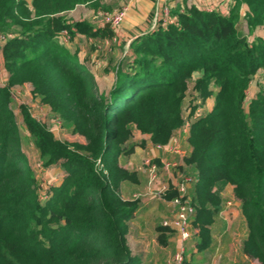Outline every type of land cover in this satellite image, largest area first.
Returning a JSON list of instances; mask_svg holds the SVG:
<instances>
[{
	"label": "trees",
	"instance_id": "obj_1",
	"mask_svg": "<svg viewBox=\"0 0 264 264\" xmlns=\"http://www.w3.org/2000/svg\"><path fill=\"white\" fill-rule=\"evenodd\" d=\"M102 1L0 0V33L11 34L1 50L7 82L0 85V264H139L127 237L140 202L121 192L136 173L125 164L138 146L136 131L155 145L169 142L183 123L191 81L194 100H213L192 125L184 160L191 225L199 230L195 248L212 249L211 227L223 207L215 189L230 184L246 224L241 253L264 264V72L263 84L248 98L253 79L264 71V36L256 34L264 30V0H232L228 13L196 6L172 12L167 24L131 43L132 54L115 68L107 94L59 40L64 31L112 37L106 25L94 32L65 16L83 5L108 10ZM24 83L59 117L66 134L85 142L57 139L21 106L23 137L11 88ZM24 141L44 166L56 165L64 174L46 200L22 151ZM156 231L163 245L165 233H175L161 223Z\"/></svg>",
	"mask_w": 264,
	"mask_h": 264
},
{
	"label": "rangeland",
	"instance_id": "obj_2",
	"mask_svg": "<svg viewBox=\"0 0 264 264\" xmlns=\"http://www.w3.org/2000/svg\"><path fill=\"white\" fill-rule=\"evenodd\" d=\"M112 2L110 1H102L101 5L108 7V4ZM109 10V9H108ZM103 12H111L107 11L106 9H100L95 10L91 6L83 5L79 6L76 11L70 14H65L67 19L70 21L76 22H85L88 24V26L93 27L92 31H96L97 29L94 26L101 24V19L99 17V13ZM77 21H76V20ZM241 30L244 33H247L246 26L243 24L241 26ZM81 34V33H80ZM256 34L258 36H264V30L262 28H259L256 31ZM68 42L76 43L75 48L77 52L81 53L80 59L83 61V65L89 69L90 72L93 74V78L95 82L97 83L99 90L103 94H107L113 87L115 83V68L119 64V60L117 61V57L110 58L113 51H118L122 49L123 44L120 42V40L111 47L109 50H105L103 48V38L97 37V38H91L87 35H83L82 38H79L78 36L70 35ZM249 40H252L250 37ZM92 45V46H90ZM131 49V47H130ZM78 54V53H77ZM95 55L96 58L92 62L91 55ZM78 56V55H77ZM107 57L109 60V69L105 71V75L103 77V58ZM2 66L0 65V84L2 86L6 85V82H3V76H2ZM264 71H260L255 78L253 79V84L251 85L249 91H248V98H254L257 91L259 90L260 86L263 84V80L261 79L260 75L263 74ZM108 75V76H107ZM194 81L189 82L190 83V90L188 92L187 98L185 100V113L187 110L191 111L195 104L199 103V100H194L195 96L192 92V85ZM113 83V84H112ZM32 85L29 83H24L23 85H15L11 88L12 91V98H13V108L14 113L16 116V122L20 128V133L24 137V125L22 122V116H21V106H24L27 108V110L30 112L32 118L36 119L41 124L45 125L47 129H51L53 127L52 123L50 122L52 118H55L56 116H53V114L46 109L44 105H41L37 103L36 98L32 94ZM248 103V102H247ZM248 105V104H247ZM202 107H204V111L209 112V110L212 109V101L211 99L206 100L203 102ZM59 118V117H58ZM64 131V130H63ZM147 137L146 134H142L140 131H136L134 133V139L135 141L139 140H145L146 138H143V136ZM149 136V135H148ZM55 137L62 141H67L68 143H84V139L80 136H72L70 134H66L63 132L60 136L55 134ZM172 137V136H171ZM150 140V138H149ZM171 141V138L169 142L166 144L168 145ZM150 146L154 148L157 152L158 149L156 146L151 142ZM165 146V145H162ZM140 149V155L142 154V157L139 159V155L132 156L133 159H131V165L127 166V169L133 170L136 173V179L133 181V184L137 190L136 195H140L138 197V201H147L153 192V189L162 192L163 188L168 187L167 190H164L162 193V199L165 200V203L167 206H163L162 210H159V205L155 204L153 213H150L149 215V224L140 231L136 229L135 226L132 224L130 225V230L128 234V245L132 251V254L135 256H139L141 258H145L146 255L150 254L151 261L148 264H170L171 259L173 256L180 252L181 250H184L185 253L188 255V260L186 264H239V263H248V264H259L255 260L247 259L245 258L241 253V246L244 241V237L246 235V227L245 231L240 235L239 230L234 231V235L231 238H226L225 241H223L222 245L219 247V252L212 255H205L201 252H194L195 248V239L196 234L198 233V229H194L192 225L190 226V230L192 235L191 237L186 240L185 242H182L180 240L178 233L175 231V233L166 232L165 238L168 239L167 244L163 245L159 241V233L156 231V225L159 223L168 222L174 219L175 217V207L171 203L172 200H166L165 197H167L172 192H178L176 189L177 182L184 173L183 170H181V165L183 164V161L185 160V157L180 158L179 156V164L178 165H171L174 164V162L166 160V158L161 159H152L146 157L145 152L148 151V148L146 144L139 146ZM22 151L25 154L27 161L29 163V166L31 167L32 171L34 172L36 181H37V187H38V193L39 196H46L49 198L51 193L50 189L52 186L59 185L64 177L63 172L59 169V172L55 175L54 171L56 168H58L56 165H52L49 167L44 166L40 156L36 152L34 145L29 141H24V145L22 146ZM147 159H151V164L156 167V173L155 176H157L158 182L153 183L151 181L150 177V169L151 166L146 165ZM171 163V164H170ZM181 163V165H180ZM180 165V166H179ZM55 175V176H54ZM142 175H144L145 180L142 179ZM51 176H54V178H50ZM168 180H171L172 182L169 184ZM150 182V183H149ZM169 185H167V184ZM154 187V188H153ZM156 187V188H155ZM233 187L230 184H222L216 187L215 191L216 193L221 196L222 200L224 201V205H227V202H231L232 206H230L229 211L225 212L222 217L223 219L228 222L229 225L240 228V218H239V212L238 209V203L237 198L235 197L233 193ZM159 192V193H160ZM134 194V195H135ZM47 198V199H48ZM125 198V197H124ZM46 200V199H45ZM239 201V200H238ZM240 202V201H239ZM157 207V208H155ZM241 215V214H240ZM153 221V222H151ZM152 224V226L150 225ZM156 224V225H155ZM245 224V223H243ZM242 224V226H243ZM179 241H178V239ZM178 241V243H177ZM188 250V251H187ZM209 253V252H208ZM146 264V263H145Z\"/></svg>",
	"mask_w": 264,
	"mask_h": 264
},
{
	"label": "crops",
	"instance_id": "obj_3",
	"mask_svg": "<svg viewBox=\"0 0 264 264\" xmlns=\"http://www.w3.org/2000/svg\"><path fill=\"white\" fill-rule=\"evenodd\" d=\"M104 1L112 2V3L108 4L109 10H107V11L112 12L115 9L121 8L123 6L127 7V9H128L127 15H126L121 26H119L117 28L112 27V26H109V27L107 26L108 28L111 29V32L113 35L117 34L119 36V40L123 44L121 51L120 50L118 51V49L116 51H113L111 54V57H110V58L115 59V56H116L117 61L119 60L118 63H121L123 59L127 58L128 56H130L132 54L130 47H131V43L135 39H137V38H139V37H141L147 33H150L151 31L155 30L156 28H158L161 25L167 24L172 19V12L181 11L185 7H192V6H196L199 9H202L203 6L209 4L212 6L213 9L228 13L229 6L231 5V2H232V0H199V1H196V0H104ZM76 9L68 12L67 15L70 13H73L74 11H76ZM66 18H68V17H66ZM103 26L104 25H102V23H101L100 25H97L94 27L96 29H98L99 27H103ZM83 35L84 34H80L78 32L75 33V36H78L79 38H82ZM259 37H263V36H259ZM105 39H107V38H105ZM59 40H60L62 45H65L66 47H68V49L71 53H78L77 54L78 60L80 59L81 53H79L80 51L77 52V50L75 48L76 43H72V42L66 43V42H64L63 39H59ZM90 46H92V45H90ZM1 58H2V56H1ZM95 58H96V56L93 54V55H91L90 60H92V62H93L95 60ZM103 59H104L103 60V77H104L105 71H107L109 69L110 64L108 62L109 60L107 59V57H104ZM79 63L81 65H83L82 60H79ZM0 65L2 66L1 71H2V76H3V82L4 81L7 82V74L4 70L2 59H0ZM252 84H253V82H252ZM211 101H212V106H213V100H211ZM207 112L208 111H206V113ZM143 138H146V141L145 140L144 141L139 140L137 142L135 141L136 143H138V146L135 148L134 153H136L135 155H139V159H140V157H142V154L140 155V151H139L140 147L139 146L146 144V146L148 148V151L145 152L146 157L152 158V159H157V158L161 159L163 157V158H166V160L171 161V162H178L179 161V157L174 156L168 152V150H167L168 145H165L166 152H162V153L159 151L157 152L154 148H152L150 146L151 141L149 140V136L148 135H147V137L143 136ZM184 147H185L186 155H187L190 152V147L187 143L184 144ZM134 153L128 159L127 163L125 164V167L131 165V161H132L131 159H133L132 156L134 155ZM186 169L187 168H185V164L183 166H181V170L184 171V174L186 173L185 172ZM54 172H55L54 174L56 175L59 172V168H56ZM142 179L145 180L144 175H142ZM171 182H172L171 180H168L169 184ZM135 190H137V189L135 188L133 183H124L121 187L122 195H123V197H125L127 199H130L136 193ZM233 193H234V190H233ZM220 198H222V197L220 196ZM139 202H140L139 209L137 210L134 218L131 221V224L133 226H135L138 231H140L141 229H143V227H145L149 224L148 222L150 220L148 217L150 216L149 215L150 213H153L155 204L159 205V207H158L159 210H162L163 206L164 207L167 206V204L165 203V200L158 199L155 195H151V197L147 201H139ZM237 203H238V209L240 210V202L238 200H237ZM223 205H224V201L222 200V206ZM155 208H157V207H155ZM224 208H225V206L222 207V210ZM227 211H229V210H227ZM240 214H241V211L239 212V218H240V222H241L239 229L229 225L228 222H226L223 219V217L219 215L216 219V222L211 227L212 239H213L212 240V249L210 251H208L209 253L208 252H206V253L201 252V253H203L205 255L211 254V256H212V255L216 254L217 252H219V249H220L219 247L222 245L223 241L226 240V238L227 239L231 238L235 234L234 233L235 230L236 231L239 230V233L241 235L245 231L246 224H243V223H245V220H244L242 214L241 215ZM151 222H153V221H151ZM242 224H243V226H242ZM150 225L152 226V224H150ZM178 241H179V239H178ZM178 241H177V243H178ZM194 249H195L194 252L198 251L196 248H194ZM135 257L137 259H139V261H140L139 264H145V263L148 264L151 261V259L149 258L150 254L146 255L144 259L139 257V256H135Z\"/></svg>",
	"mask_w": 264,
	"mask_h": 264
},
{
	"label": "built area",
	"instance_id": "obj_4",
	"mask_svg": "<svg viewBox=\"0 0 264 264\" xmlns=\"http://www.w3.org/2000/svg\"><path fill=\"white\" fill-rule=\"evenodd\" d=\"M199 1V0H196ZM202 10H206V11H211L213 10L211 5H205L203 6ZM128 9L127 7H121L118 9H115L112 12H101L99 13V17L101 19V23L102 25H110L112 27H119L122 25L126 15H127ZM11 37V34L6 35V34H2L0 33V59H1V50L2 47L5 45V43L7 42V40ZM70 36L68 34L67 31H64L62 34V37L60 39H63L64 42H68ZM103 48L105 50H109L111 49V47L113 45H115L118 41H119V36L117 34H114L112 37L107 38V39H103ZM47 107V106H45ZM48 108V107H47ZM47 111L50 109H46ZM48 111V112H49ZM51 112V111H50ZM205 115V111H204V107H202V103L201 101H199V103L197 104V107L195 109V111H189L187 110L185 113V108H184V112H183V123L180 126L179 129H177L172 137H171V141L168 144V152L174 156H181L185 157L186 156V150L184 147V144L187 143L188 144V139L191 133V129H192V125L194 123V121H196L197 119H199L200 117ZM53 125V127H51L52 132L54 133V135H58L60 136L61 134H63V125H62V121L58 118H52L50 121ZM156 148L158 149L159 152H166V148L165 146L162 145H158L156 146ZM179 162V161H178ZM178 162H174L173 165H178ZM146 165L151 166L150 169V177H151V181L153 183L158 182L157 176H155L156 173V167L154 165L151 164V159H147ZM181 165V163H180ZM179 165V166H180ZM184 165V161L183 164L181 166ZM191 182V178L186 176L184 173L182 174V176L180 177V179L177 182V186L176 189L178 191V196L175 197L172 200V204L175 207V217L173 220L168 221V222H164V224L162 223V225L164 227H168L173 229L174 231H176L179 235L180 240H182V242H185L186 240H188L192 235L191 230L189 229L191 226V220L192 217L194 215V207L189 203V198H188V186L189 183ZM150 183V182H149ZM167 184V183H166ZM168 185V184H167ZM169 186V185H168ZM154 188V187H153ZM168 187L163 188L164 190H167ZM160 189H153L152 195H155L158 199H162V192L159 191ZM160 192V193H159ZM140 195H133L134 199H138ZM47 195L41 196L40 199L41 200H45L47 199ZM230 206H232L231 202H227V205L225 206V208L221 211L220 216H222L227 210H230ZM184 260H185V251L181 250L180 252H177L173 258L171 259L170 264H184Z\"/></svg>",
	"mask_w": 264,
	"mask_h": 264
},
{
	"label": "water",
	"instance_id": "obj_5",
	"mask_svg": "<svg viewBox=\"0 0 264 264\" xmlns=\"http://www.w3.org/2000/svg\"><path fill=\"white\" fill-rule=\"evenodd\" d=\"M106 26H108V27H109L110 25H106Z\"/></svg>",
	"mask_w": 264,
	"mask_h": 264
}]
</instances>
